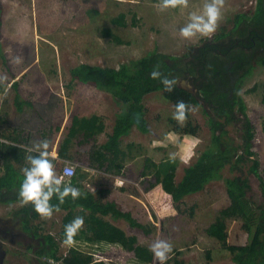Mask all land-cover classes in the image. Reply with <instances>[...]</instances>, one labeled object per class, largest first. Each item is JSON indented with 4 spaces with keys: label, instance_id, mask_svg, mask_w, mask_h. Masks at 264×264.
<instances>
[{
    "label": "rangeland",
    "instance_id": "rangeland-1",
    "mask_svg": "<svg viewBox=\"0 0 264 264\" xmlns=\"http://www.w3.org/2000/svg\"><path fill=\"white\" fill-rule=\"evenodd\" d=\"M204 2L189 0L187 8L160 11L161 0H0V76L6 75V83L10 85L7 97L0 104V116L14 121L19 114L27 116L35 136L39 138L41 130L45 133L49 130L51 139L57 144L77 128L94 126L103 128L97 142L105 141L119 111L115 97L119 89L141 80L156 65L160 69L169 64H183L190 57V47L209 38L197 34L186 40L179 35V29L188 22L189 14L193 11L199 13ZM255 5L256 0H225L222 18L214 34L231 31L237 14H250ZM96 9L98 12L94 11ZM105 28L110 29L108 34ZM155 49L158 52L151 56ZM146 57L148 59L141 63ZM81 62L100 64L113 73L123 63L131 66L126 70L125 78L118 75L115 79L109 74L105 80L108 87H96L71 78L70 68ZM263 81L264 64H254L241 88L252 125L248 128L244 116L238 114L243 118L229 126L230 133L242 147V153L246 152V144L241 135L249 131L252 149L257 152L261 167L264 166L262 88L259 86L253 91L250 88ZM167 92L155 90L144 97L146 131L134 126L122 136L123 148L127 149L129 143H134L123 175L117 176L107 169L90 165L89 151L94 142L81 143L79 136L74 137L70 150L72 158L65 164H58L56 172L58 174V169L63 170L66 164L74 167L83 165L88 175L78 188L93 193L100 187H110L112 191L108 198L131 211L134 217L152 229L146 233L131 226L124 218H115L109 213H98L99 219L136 235L139 243L150 246L157 239L166 240L173 246L170 258L182 262L234 264L228 246L247 244L252 223L240 204L230 201L227 192L226 178L236 172L227 165L219 176L207 182L204 189L176 202L156 181L150 169L144 168L146 157L157 163L168 157H177L180 163L176 179L179 180L184 167L213 146L209 113L204 108L207 104L183 100L194 110L187 113L186 123L180 126L172 119L175 105L180 100L171 99ZM2 94L3 90H0ZM17 99L24 102V109L26 101L33 106L19 113ZM249 163H246L245 170ZM247 174L250 181L248 197L256 203L261 202L260 180L253 173ZM230 203V215L225 220L226 238L221 241L210 235L207 227L219 210ZM18 205L0 204V217L8 218ZM64 213L65 210L54 212L50 220L35 219L43 224L41 234L58 236ZM20 226L16 228L20 229ZM88 234L97 236L92 231ZM74 241V245L93 251L91 245L78 239ZM3 243L9 251L5 264H43L45 261L58 264L50 258L44 261L34 253L35 239L29 242L32 248H27L23 242L11 244L5 240ZM68 250L61 241L59 253L64 254ZM95 256L113 264H159L155 258L150 263H139L132 251L114 244L104 250H96Z\"/></svg>",
    "mask_w": 264,
    "mask_h": 264
},
{
    "label": "trees",
    "instance_id": "trees-1",
    "mask_svg": "<svg viewBox=\"0 0 264 264\" xmlns=\"http://www.w3.org/2000/svg\"><path fill=\"white\" fill-rule=\"evenodd\" d=\"M94 11L98 12L97 9ZM235 18L236 26L242 24V27L245 28L253 19L262 22L264 20V1L258 0L254 15L242 12L238 13ZM109 30V28L104 29L106 34L109 33ZM224 34L227 32L222 31L220 35ZM157 50L155 49L150 55H156ZM145 59L148 57L140 62L143 63ZM218 62L216 57L212 64L204 63L201 60H197L195 63L187 60L181 65L169 64L159 69L163 76L177 80L173 91L167 92L168 97L174 100L201 104L193 93L181 87L178 82L181 78H193L199 89L200 97L208 105L204 108L209 113L213 146L202 151L195 162L186 165L179 180L176 179V172L180 163V159L177 157L165 158L160 163L146 157L144 168L150 169L156 181L177 202L190 193L204 189L207 182L219 176L223 168L228 165L231 171L236 172L233 176L226 178L230 201H237L236 203L240 204L248 220L252 222L249 242L228 246L232 252L234 264H264V166L261 167L257 152L252 149L249 131L241 135L243 143L246 144V152L242 153L240 152L241 145L237 143L229 130L230 124L234 123L235 120L242 119V116H244L248 128L252 125L241 88L245 77L251 73L254 64H217ZM259 62L264 64V55L260 56ZM134 63L135 61L132 64ZM130 66L131 64L123 63L118 70L113 69V73L100 64L81 62L70 68V75L71 78L82 83L106 87L107 75L110 74V77L115 79L118 75L125 78L126 70ZM150 73L145 74L141 80L119 89L115 94L119 103V111L116 114L112 131L105 141L97 142L98 135L103 132L102 127H80L73 134L64 138L60 153L71 156L70 150L74 144V137L79 136L82 143L94 142L89 151L88 163L90 165L107 169L113 174H123L126 161L131 158L134 143H129L127 149L123 148L121 145L122 136L129 133L134 126L139 127L142 131L147 130L146 107L143 99L152 91L164 89L159 80L150 78ZM15 84L17 85V83ZM259 86L262 88V102L264 103V81L261 84H255L250 90H256ZM0 90H3V86H0ZM16 101L20 103L18 99ZM14 151L15 146L0 140V202L12 203L19 200L20 188L18 186H20V182L19 174L13 165ZM248 162L250 163L245 170L244 167ZM248 172L255 174L260 180L263 197L261 202L256 203L248 197L250 188ZM87 175L86 168L83 165H77L75 173L68 179H70L73 187L78 188ZM78 189L82 194L79 199L74 201L69 196L63 204L59 205L60 210H65V213L62 217V228L58 236L52 233L41 234L43 224L41 221H35L40 216L33 210L30 203L21 205L13 211L14 216L20 220L21 228L24 231L36 237L42 236L43 239H40V244L35 250L36 255L45 257V259L50 258L58 264H113L105 259H98L95 255L96 250H104L107 246L114 244L132 251L139 263H150L154 260V256L149 250L150 246L139 243L136 235L128 234L122 227L99 219L98 213H109L115 218H124L131 226L141 228L146 233L152 229L134 217L131 211L124 210L118 202L109 199L108 195L112 191L110 187H100L93 193ZM51 203L57 205L59 201L54 196ZM230 211L231 203L221 208L215 220L207 227V232L221 241L226 238L225 220L230 215ZM77 216L84 218L86 227H82L74 239L91 245L93 251L74 245L69 248L67 253L60 254V242L65 238V225ZM90 231L97 236H90L88 234ZM44 263L52 264L46 261ZM166 264L201 263L182 262L180 259L171 257Z\"/></svg>",
    "mask_w": 264,
    "mask_h": 264
},
{
    "label": "clouds",
    "instance_id": "clouds-1",
    "mask_svg": "<svg viewBox=\"0 0 264 264\" xmlns=\"http://www.w3.org/2000/svg\"><path fill=\"white\" fill-rule=\"evenodd\" d=\"M124 2V0H120ZM189 0H161L159 10L164 11L169 8H187ZM225 0H205L202 10L191 12L188 17V22L179 29V35L186 40H190L199 34L200 36L209 37L216 32L220 19L222 18V9ZM150 78L159 80L164 86V90L171 92L177 84L175 78L169 79L163 76L159 70V65H156L150 73ZM6 75L0 76V86H3V94L0 95V104L7 97L10 85L6 82ZM183 100H180L175 105V110L172 113L174 119L180 126H184L187 121V113L193 111ZM27 153L25 160L27 167L21 169L23 180L20 185L19 199L21 205L33 206V210L43 220H50L54 212H59V205L65 202L67 197L72 200H77L81 197V192L78 188L71 185L70 179L66 180L65 176L58 175L56 166L53 163L54 155L49 153V141L47 139L33 141L30 146H24ZM35 153V155H33ZM67 177H71L73 170L65 169ZM56 197L59 204L53 205L51 200ZM84 225V218L81 216L75 217L71 222L65 225V238L62 241L63 246L71 248L74 246V237ZM154 258L159 264H166L170 259V254L173 251V246L170 242L162 239L155 240L149 249Z\"/></svg>",
    "mask_w": 264,
    "mask_h": 264
},
{
    "label": "flooded vegetation",
    "instance_id": "flooded-vegetation-1",
    "mask_svg": "<svg viewBox=\"0 0 264 264\" xmlns=\"http://www.w3.org/2000/svg\"><path fill=\"white\" fill-rule=\"evenodd\" d=\"M257 4L258 0H256L255 8L250 12V15H254ZM220 34L221 32L213 34L211 38L204 39L199 44L191 46L188 61L195 63L197 60H201L204 63L209 62L212 64L216 57L219 61L217 64L260 63V54L262 53L261 56L264 55V20L259 22L253 19L246 28L242 27V24L236 26L235 22L231 31H228L227 34L224 35ZM186 79L195 84L193 78ZM19 224L20 220L18 217L14 216L12 212L11 216L8 218L0 217V264H5L6 259H8L9 251L3 243L5 240H9L11 244H21L23 242L27 244L26 247L29 248V246H31L29 242L35 239L37 241V245L33 247L35 253V250L40 244V239H43L42 236L36 237L24 231L22 228H16ZM17 254L18 253L15 252V255ZM39 257L42 260L45 259V257ZM42 263L44 264V262Z\"/></svg>",
    "mask_w": 264,
    "mask_h": 264
},
{
    "label": "crops",
    "instance_id": "crops-1",
    "mask_svg": "<svg viewBox=\"0 0 264 264\" xmlns=\"http://www.w3.org/2000/svg\"><path fill=\"white\" fill-rule=\"evenodd\" d=\"M25 104L27 107L24 109V102L20 101V103H17L16 101V105H17V109L19 113L26 112L27 109H29V107L33 106L30 104V102L28 103V101H26ZM21 116L22 115L20 114L16 116L18 119H16L15 121L11 120V118H8L7 116L6 117L2 115L0 116V140L5 142L8 145L15 146L13 165H14L15 170L19 174L18 175L19 182H20L19 185H21V182L23 180V173L21 172V169L28 166L25 160L27 153L25 151L24 146H30L33 141H39L43 139H47L49 141V153L50 155L55 156L53 163L55 164L56 168H57V165L60 164L61 162L66 163L69 159L72 158L71 156H65L60 153V148H61V144L63 141L59 144H57L56 141H53L51 139L49 130H48L49 133L48 132L45 133L44 130L43 131L41 130V135L38 138L37 136H35L36 134L34 133L33 125L29 126V120L27 119L28 117L27 116L21 117ZM35 116L38 117L37 114H35ZM38 119L40 120L39 117ZM33 155H35V153H33ZM61 169H58L59 171L58 175L65 176V179L68 180L69 177H67L66 174H64ZM83 181H85V179ZM18 188H20V186H18ZM16 203L17 204L19 203V205L11 210L12 213L15 209H17L21 205L20 200H17L12 203H9L6 201L0 202V204H6V205H13Z\"/></svg>",
    "mask_w": 264,
    "mask_h": 264
},
{
    "label": "water",
    "instance_id": "water-1",
    "mask_svg": "<svg viewBox=\"0 0 264 264\" xmlns=\"http://www.w3.org/2000/svg\"><path fill=\"white\" fill-rule=\"evenodd\" d=\"M179 85L185 89H187L188 91H190L191 93H193L197 99L201 102V103H205L204 100L200 97V94L198 93V87L196 84L191 83L188 79L183 78L181 80V82L179 83ZM206 104V103H205ZM208 106V105H207ZM206 106V107H207Z\"/></svg>",
    "mask_w": 264,
    "mask_h": 264
},
{
    "label": "built area",
    "instance_id": "built-area-1",
    "mask_svg": "<svg viewBox=\"0 0 264 264\" xmlns=\"http://www.w3.org/2000/svg\"><path fill=\"white\" fill-rule=\"evenodd\" d=\"M65 169H70V170H73V173H75V167L71 164H66L64 167H63V173L65 174Z\"/></svg>",
    "mask_w": 264,
    "mask_h": 264
}]
</instances>
